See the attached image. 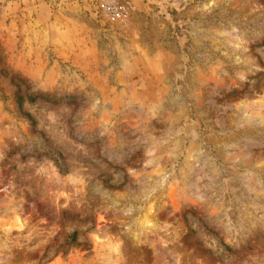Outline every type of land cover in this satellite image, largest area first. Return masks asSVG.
I'll return each mask as SVG.
<instances>
[{"label":"rangeland","instance_id":"374dc122","mask_svg":"<svg viewBox=\"0 0 264 264\" xmlns=\"http://www.w3.org/2000/svg\"><path fill=\"white\" fill-rule=\"evenodd\" d=\"M0 264H264V0H0Z\"/></svg>","mask_w":264,"mask_h":264}]
</instances>
